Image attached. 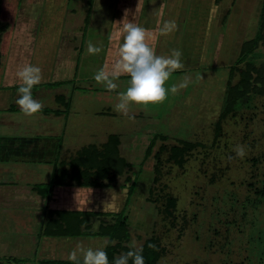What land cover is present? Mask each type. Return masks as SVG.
Here are the masks:
<instances>
[{
  "label": "rangeland",
  "instance_id": "obj_1",
  "mask_svg": "<svg viewBox=\"0 0 264 264\" xmlns=\"http://www.w3.org/2000/svg\"><path fill=\"white\" fill-rule=\"evenodd\" d=\"M261 3L1 0L0 23L6 30L0 43V87L17 86L13 92L17 90L21 81L16 72L25 64L42 69L40 84H59L33 88V98L44 107L31 117L23 115L15 103L17 91L10 99L8 92L0 93L6 94L2 106L8 108H0V162L5 152L11 153L7 162L0 163L5 168L0 172V184H46L60 163L69 168L67 164L79 150L101 147L111 135L118 136L120 154L129 164L127 173L115 180L114 187L92 190L116 194L119 202L111 208L116 212L130 186L126 177L134 179L136 189L127 213L129 244L135 241L140 247L147 238H157L163 250L157 264H264V94L238 101L235 111L216 130L229 83L238 80L237 74L231 76L232 67L237 66L242 43L255 36ZM125 10L129 21L149 30L147 42L157 55L168 56L173 49L183 52L185 67L174 72L166 86L181 83L185 76L191 78L187 88L176 95L169 93L164 103L147 108L132 104L129 116L133 119L114 111L118 93L127 89L130 76L122 74L114 91L94 80L99 69L111 71L114 66L123 43L118 22ZM168 20L176 21L177 30L162 36L159 28ZM89 40L102 47L99 55L87 53ZM248 60L264 65V43ZM154 136L166 141L158 140L146 158ZM37 138L57 145L55 162L22 161L27 153H21L25 140ZM179 141L197 144L186 154L182 167L170 161L167 152ZM236 145L245 147L243 159L233 151ZM161 146L165 152L159 160L160 174L155 175L153 155ZM11 158L17 162H9ZM88 189H71L67 199L66 192L60 196L63 189L53 191L50 203L45 202L44 223L52 217L51 210L91 209L80 202ZM71 196L79 198V206L71 202L75 199L70 201ZM166 196L176 199L172 216L164 212ZM7 216L0 209V238L17 241V246L8 245L5 254L1 247L7 257H0V264H41L37 246L28 261V257L21 258L19 249H13L24 245L22 239L37 236L20 226L23 221ZM97 221L99 225L112 223L113 217H90L91 231ZM94 240L104 245L105 239ZM26 247L30 250L31 244Z\"/></svg>",
  "mask_w": 264,
  "mask_h": 264
},
{
  "label": "trees",
  "instance_id": "obj_2",
  "mask_svg": "<svg viewBox=\"0 0 264 264\" xmlns=\"http://www.w3.org/2000/svg\"><path fill=\"white\" fill-rule=\"evenodd\" d=\"M1 6V0H0ZM6 27L0 23V43L1 36L5 32ZM264 43V0H262L261 8L258 16L257 29L255 36L252 39L244 41L241 45L239 55L237 57V66L232 67L231 76L238 75V80L235 83H229L227 94L224 101V108L216 123V130H220L223 120L235 111L238 101H241L251 94H264V65L255 64L250 59L254 53ZM238 65H244L238 67ZM58 82L42 85H57ZM59 98V97H57ZM59 111H55L58 115ZM165 142V138L154 136L150 141L147 150L146 158L150 156L157 141ZM120 140L118 136L111 135L107 142L101 147L90 145L79 150L74 159L65 167V163H60L58 169L54 170L51 178L46 184L34 186V190L42 198L46 200L50 198L55 187H77V188H110L114 187V182L118 177H122L126 172L128 162L121 156ZM197 144L191 142L179 141L171 146L168 152V159L179 167L185 163V156L190 151L195 149ZM165 152V147L161 146L153 155L156 163L154 165V174H160V157ZM126 183H130L127 188L125 204L119 212L101 213L94 211H74L69 209L51 210L52 217L47 220L40 228L39 237H65V238H103L104 241H115L108 243L105 251L108 254L110 264H114V260L122 253L129 251V242L131 239V224L128 218V207L131 203L136 186L134 179L126 177ZM132 182V183H131ZM176 206V199L171 196L165 198L164 212L167 216H172V211ZM106 214V215H105ZM113 217L112 223H100L99 229L96 232L91 231L90 217ZM155 245V248H150L149 245ZM102 246V245H101ZM143 256L145 264H157L162 248L159 241L154 236L144 240ZM41 264H73L69 259H40ZM24 262V261H23ZM131 264V261L129 262Z\"/></svg>",
  "mask_w": 264,
  "mask_h": 264
},
{
  "label": "clouds",
  "instance_id": "obj_3",
  "mask_svg": "<svg viewBox=\"0 0 264 264\" xmlns=\"http://www.w3.org/2000/svg\"><path fill=\"white\" fill-rule=\"evenodd\" d=\"M127 17L128 10H125L123 20L118 22L122 27L123 43L118 48L112 70L101 68L94 74V80L108 91H114L119 87L115 81L122 74L130 76L129 86L125 91L118 93L119 102L114 106V111L124 116H129L132 104L147 108L149 105L164 103L169 93L176 95L179 90L187 88L191 83V78L185 76L181 83L173 84L170 88L166 86L174 72L184 69L183 52L173 49L168 56L157 55L155 49L147 42L150 36L149 30L129 21ZM177 27L175 20H168L159 28V33L168 36L175 32ZM101 51V46L94 45L91 40L88 41V54L99 55ZM16 77L21 81L17 89L18 99L15 101L20 111L28 117L42 112L44 105L34 99L32 94L33 88L42 81V69L32 64H25L16 72ZM133 118L129 116V119ZM233 151L241 159L247 154L243 145H236ZM228 159L231 160L232 157ZM98 229L97 221L93 225V231ZM108 243L114 244L115 241H105L102 247L97 248H86L78 244L70 252L68 259L73 264H110L105 251ZM128 247L130 250L117 256L114 264H129L130 261L131 264H145L143 247H138L135 241ZM149 247L155 248V245L150 244Z\"/></svg>",
  "mask_w": 264,
  "mask_h": 264
},
{
  "label": "crops",
  "instance_id": "obj_4",
  "mask_svg": "<svg viewBox=\"0 0 264 264\" xmlns=\"http://www.w3.org/2000/svg\"><path fill=\"white\" fill-rule=\"evenodd\" d=\"M15 87H17V86L6 85L3 87H0V93L8 92L9 93L8 99H10V96L15 95V92L17 91V90H14V92H13V89ZM10 93L12 95H10ZM5 95L6 94H1V96H0V98H1L0 108L3 110L8 109V108H4L2 106V104L6 103L7 98ZM16 95H17V93H16ZM16 99H18V96L16 97ZM56 116H58V115H56ZM25 145H27V147H28L27 150H25V147H24ZM56 149H57V145H54L51 142L47 143L46 140L41 139V138L40 139L37 138V139L25 140V143H24L23 147L21 148V153H25V151L27 153H25V156H22V159H25L22 161H28V159H29V160H32L34 162L39 163V162H50L52 159L55 162L57 155L54 152L56 151ZM10 154H11L10 152H5L4 160L2 162H7L6 160H9ZM11 161L17 162V160L14 158H11L9 162H11ZM2 162H0V163H2ZM2 170H5V168L3 166H0V172H2ZM8 171H10V170H8ZM34 186L33 187L30 185L7 186V185L0 184V209H2V211L4 213L5 212L8 213V216L6 218L7 219H13V220H15V218H17V219L23 221V223H22L23 225L21 224L20 226H23L24 228L30 230L29 234L37 236L36 238L31 237L29 240L22 239L25 241V242L22 241V243L24 242L23 243L24 245L20 246L19 248H13L14 250H16V249L20 250L19 254H21L20 255V256H22L21 258H24V257L27 258L28 257L27 261H28V259H30V257L33 255V253L35 254V252H36L35 249H36V245H37L38 238H39L40 228L45 222V220H44L45 215H46V211L44 209L45 208V202H47V201L49 202L50 199H52L53 194L56 193V190L58 191V190L63 189V191H61V194H60L61 197L63 196L62 193H65V192H66V194L71 193L70 192L71 189L86 190V188H77V187H55L53 190L54 193H52L50 198L46 200L45 198H42L40 195L37 194V192L34 191ZM96 191H97V193L101 192L99 190H96ZM96 191H94L92 189H88V192H86V194H88V193L92 194ZM68 197H70L69 194H67L65 199H67ZM72 199H75L72 203L75 202L79 206V203H80L78 200L79 198L77 199L76 197L71 196L70 201ZM55 210H57V209H55ZM72 210L77 211L79 209H72ZM30 220H31L30 223H32V227L29 226ZM33 221H36L37 225H34ZM16 225H19V223H16ZM33 225H34V227L37 228L36 232L33 231ZM22 234H25V233H22ZM2 238H0V250H1V247H3L2 248L3 254H5L6 248L8 245L17 246L16 245L17 241L11 242V240L8 241L6 238H4L5 240ZM3 241H5V242H3ZM3 243H5V245ZM28 243L31 244L30 250H28V248L26 247V244H28ZM34 246H35V248H34ZM24 249H27L28 251L25 252ZM11 250L12 249L9 248V251H11ZM0 253H1V251H0ZM2 253H1L0 257H7L6 255H3ZM44 254H46V253L44 252ZM46 259H49V257L46 256ZM50 259H54V257H50ZM25 262L26 261H24L22 263H25Z\"/></svg>",
  "mask_w": 264,
  "mask_h": 264
},
{
  "label": "flooded vegetation",
  "instance_id": "obj_5",
  "mask_svg": "<svg viewBox=\"0 0 264 264\" xmlns=\"http://www.w3.org/2000/svg\"><path fill=\"white\" fill-rule=\"evenodd\" d=\"M127 193V192H126ZM126 193L124 194V200L121 206V209L123 208L126 200ZM103 194V195H102ZM121 194V193H120ZM116 194L113 192L109 193H92V194H86L83 197V200L80 202H84L85 205L88 208L91 209H79L80 211H94V212H101V213H111L115 212L112 211L113 209L117 207V204L119 200L115 199ZM72 200L71 202H73ZM82 205V206H85ZM120 206V205H119ZM66 209V208H64ZM72 210V209H70ZM120 210H116V212H119ZM95 238L91 237H82V238H65V237H39L37 242V253L39 255V258H46L44 255V252L48 254L47 257H54V259L58 260H66L68 259V256L71 251H73L78 244H82L84 247H102L101 245L96 244L97 242L94 240Z\"/></svg>",
  "mask_w": 264,
  "mask_h": 264
}]
</instances>
